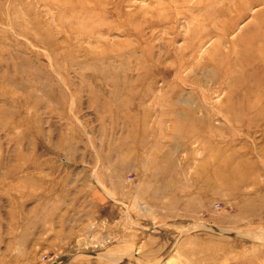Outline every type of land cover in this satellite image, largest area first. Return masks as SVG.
<instances>
[{
    "label": "rangeland",
    "instance_id": "1",
    "mask_svg": "<svg viewBox=\"0 0 264 264\" xmlns=\"http://www.w3.org/2000/svg\"><path fill=\"white\" fill-rule=\"evenodd\" d=\"M0 264H264V0H0Z\"/></svg>",
    "mask_w": 264,
    "mask_h": 264
}]
</instances>
